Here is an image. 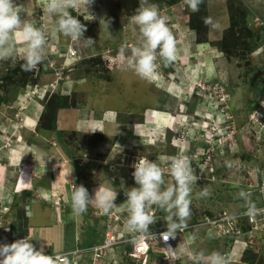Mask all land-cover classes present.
I'll return each instance as SVG.
<instances>
[{"label":"rangeland","instance_id":"obj_1","mask_svg":"<svg viewBox=\"0 0 264 264\" xmlns=\"http://www.w3.org/2000/svg\"><path fill=\"white\" fill-rule=\"evenodd\" d=\"M27 1L17 0V3H21L25 9L21 13L22 20L32 22L38 28L52 29L49 26L51 17L46 11H43L46 5L41 6V13L34 9L33 6H37V4H34L33 0L28 1L29 4L26 3ZM160 1L162 2V0H149V3L159 6ZM164 1L173 3V0ZM181 1L184 4V0ZM236 1L239 3H236ZM261 1L263 2L259 6L254 3V0H243L244 4L240 0L229 2L216 0L207 4L206 12L202 15L210 16L218 21L221 26L220 30H212L207 27L202 32L204 37H201V40H206V42H201L202 44L197 47V50L190 58L189 65L186 67L178 64L174 65L178 72L170 74L169 77V80L173 82L170 87V93L171 91L172 93L175 92L176 84L181 88L186 86L185 84H190V87L193 88L190 89V94L189 92V95L185 94V101L181 102L183 97L175 100L166 91H152L154 95L158 94L159 103L156 107L171 112L165 115L163 122L167 123L171 115H174L173 119L177 117L175 119L176 122L173 123L174 131L165 130L166 134H163V138L161 136L157 137L164 130L161 129V126L158 125V129L153 124L152 129L146 132L149 136L141 137L140 142L142 145L137 148L135 147L136 145L132 146L131 142H129L127 148L121 150L114 148L112 145L107 147L103 145V137L94 134L93 131L80 134V125L77 124L76 120L78 116L81 118L90 117L88 116L87 103L95 105V102H97L96 98L99 95L101 96L98 101L104 100L102 94L98 91L105 83L114 89L126 86L127 90H130L132 94L133 104H145L144 102L150 101V94L148 93L145 96V89L148 88L149 82L140 77H132L130 74H135V72L125 65L120 54L122 46L127 45L130 49L140 39L138 31L134 32L133 25L130 23V17L135 12L130 13L129 10H134L133 8L126 10L115 5L114 10H112L115 13L112 12V17L109 18L108 22H111L108 28L105 26V22L95 23L91 27L86 25L87 31L84 32V36L91 37L95 41L90 47L85 46L82 42H73L56 32H50L48 42L53 40L51 38H54V40H60V43H68L72 47L70 48L68 45H64L66 47L62 46V51L66 52L61 53H53L54 51L47 49V56L43 63L38 65L34 71L24 70L27 73L26 75L21 72L22 59L0 61V176L8 174L10 180L13 181L15 190L20 189L19 186H22L21 184L23 183L27 184V175L25 178L23 177V168L14 171L13 169L20 165L23 167L25 165L28 169L30 164L34 163L31 161L33 157H25V151H29L27 146L31 142L32 144L33 142L42 143V137L40 138V134L38 135L37 128H39V117L43 105L53 93L66 94L71 100L77 101V107H79L80 112L78 113L74 107L58 111L57 120H59V124L62 127L59 130L64 134L62 139L65 145L68 148L71 147L75 154L88 153V155L79 158V168H83L85 163L102 164V168L93 173L94 178L88 180L87 187L91 186L89 185L90 183L100 184L102 181L105 183L108 177L109 183L108 185L106 183L107 187H112L116 190H118V187L115 186L118 185H121V188L136 186L132 177V172L134 171L132 165L141 158L152 160L163 169L165 186L172 179L168 175V168H165V166H168L167 162L170 157L179 154L188 157L190 155L193 156L194 152H196V155L202 156L201 162L207 161L204 170L201 169L200 164H197V161H192L195 174L196 172L200 174L202 171L204 177L192 185L191 215L187 221V227L184 228L182 233L186 234L187 231L192 237L191 241H188L190 243L195 242L193 235H196V232L194 230L192 233L191 229H188L189 225L200 221L205 214L213 216L220 212L221 209L228 212L234 211L239 204H244V201L238 198L239 189L244 184L258 183V170L264 166V116L258 118V122H251L248 119L252 109L257 108L260 100H264V50L262 48L259 49V47L264 45L263 30L253 28L251 25L253 14L263 17L261 20L264 21V0ZM137 3L140 4V0H137ZM237 4L241 5L247 12V26L253 32V36L250 38L253 49L251 48L250 53L244 50L234 52L227 59L220 50V45L227 38L232 24L230 13ZM26 6L28 7L27 11ZM177 8L178 10H172L177 17L181 16L182 18L183 16L185 18V14L190 16L195 13H189L190 10H188V13H182L183 11L180 7ZM158 10L160 11V9ZM162 15L166 14L163 13ZM76 16L80 18L81 15ZM186 22L185 24L187 25L188 19ZM169 23L171 21L169 22L168 20ZM171 31L176 37L178 32ZM257 37H259L258 41L256 40ZM98 38L104 41L105 44L99 41ZM23 50L24 46L18 43V56L23 53ZM209 50L214 55V64H207L203 61L199 63L198 57L209 52ZM217 59L219 60L217 61ZM157 64L158 68L154 74L157 75L158 72V80L162 83L170 72L163 73L159 63ZM214 67L215 71L212 72ZM169 69L171 71L174 68L172 66ZM218 84H222L226 88L229 95L227 104L220 105L216 102L219 95V92H217L219 91ZM115 95L121 100H125L119 96L118 91H115ZM188 100L189 102L186 104ZM108 101L110 102V100ZM254 102L255 104H253ZM99 103L101 104L100 106H103V103ZM121 103L128 105L126 100ZM250 104H253L252 108ZM95 107L98 106L96 105ZM32 108L35 110V116H32L34 114L30 115L33 111ZM178 110H182V112ZM72 120H76L73 127L70 126ZM155 128L159 130L156 133H154ZM81 131L85 132L83 129ZM105 143L110 142L107 141ZM188 146L189 153L184 152ZM108 148L109 152L107 151ZM12 160L14 164L11 163ZM20 161H22L21 164ZM226 161H231L233 167L228 168ZM84 169L87 174L92 170L89 165H86ZM31 171L28 173H32ZM17 175L21 176L19 182L15 181ZM114 182L115 185L112 186L111 183ZM81 184L82 182L79 183V185ZM202 189H208L210 194L207 197L200 198L198 194ZM252 194L251 196H254V193ZM25 198L26 194L23 195V200ZM1 205L0 203V211L3 210ZM3 205L5 206V204ZM8 208H10L11 212L17 213L18 211L15 202L12 206L9 205ZM91 208L95 207L91 206ZM151 209H149V213H154L155 217H157L152 225H166L162 218L166 213L156 206H152ZM105 216L108 217V224H116L117 227L126 230L125 215L113 209ZM114 217L119 219L114 222ZM108 224L106 227L103 225L104 231ZM198 229H196L198 239L201 242L196 245H199L200 249L204 251L208 244L205 243V238L202 236L204 234L203 230ZM12 231L0 229V238L5 232L14 233ZM126 233L128 234L127 231ZM182 233L179 232L178 234ZM262 234L264 233L262 232ZM262 234L254 237L253 243H255V246L247 249L242 255L244 260L253 256V261L250 264L264 263V237H262ZM0 243H2L1 240ZM200 249L197 248V251L200 252ZM197 251L195 253H198ZM218 251L223 253V250ZM53 252L49 251L48 254L61 253ZM224 253L227 254L228 251L226 250ZM105 258L106 255L100 259L101 264H104ZM83 259L84 255L81 254L77 259V264H90L91 254L88 255L86 261ZM105 260V264H117L119 261L116 258H106ZM67 261L71 262L72 258ZM243 264L246 263L243 262Z\"/></svg>","mask_w":264,"mask_h":264},{"label":"crops","instance_id":"obj_2","mask_svg":"<svg viewBox=\"0 0 264 264\" xmlns=\"http://www.w3.org/2000/svg\"><path fill=\"white\" fill-rule=\"evenodd\" d=\"M28 1L26 2L27 4H29ZM33 1L34 4H37V6H33L34 9L37 12L42 13L41 6L46 5L47 0ZM115 1L116 0H93L91 8L82 10L84 12L83 15H81L80 18H77L79 20L81 19V23H84L85 25H87V27H91L95 23H104L105 20L109 21V18L112 17V12L115 13L114 11H112L115 7ZM213 1L216 0H206L207 4L211 2L213 3ZM262 2L263 1L261 0H254V3L258 4L257 6H259ZM247 5L250 6L249 4ZM156 6L158 9H160L161 14L165 13L168 17L169 22L171 21V23L168 24L170 30L175 31L176 33L178 32L175 37L177 42V58L173 63L169 64V67L173 66L174 69L171 71H169L170 69L165 71L163 63L159 59L157 60V63H159L162 72L170 73L166 75L167 77L166 79L164 78V81L162 83L158 80V72L157 75L153 74L152 82H149L147 85L149 89H145V96H147V94L149 93L150 101L144 102L145 104H133L131 99L132 94L130 90H127L126 86L124 88L119 87L118 89H114L112 87H109L107 83L103 84V86L99 88L100 91L98 92L102 94L104 100L98 101V98L101 96L99 95L98 98H96L97 102H95V105L87 103L88 116L90 117L81 118L80 116H78L76 119L77 124L80 125L79 129L85 130V132L79 130L80 134L90 133L91 131L95 130L93 131L94 134L101 135L104 139L103 145H106L107 147H109V145H112L114 148L121 150L127 148L129 142H131V145H136L135 147L137 148L138 146L142 145L140 142L141 137L149 136V134L146 132L152 129L153 124H155L158 129L159 126H161V129L164 130L161 131V133H159L157 137L161 136L163 138V134H166L167 130L174 131L173 123L176 122L175 119L177 117L173 119L174 115H171V118H169L167 123L163 122L165 115L171 112L156 107L159 103L157 99L158 94L154 95L152 91H166V93L175 100L183 97V100L181 99V102H184L185 94L189 95L190 89H193L190 87V84H185L186 86L182 88L176 84L175 92L172 93L171 91L170 93V87L173 85V82L169 80V77L170 74L176 73V71L178 72L174 65L178 64L185 67L189 65L190 58L197 50V47L202 43L196 42L195 32L187 26L188 24H185L187 23L186 21L189 15L185 14V18H183V16L181 18V16L177 17L172 12V10H178L177 7L180 6L178 3L175 4L162 0V2L159 3V6ZM27 9L28 7L26 6V11ZM89 11L90 14L95 17V19L85 20L84 17L88 16ZM185 12L188 13V11L186 10L182 13ZM191 12L192 11H190L189 13ZM72 14L75 16L77 15L75 12H73ZM50 17L51 19L49 21V26L50 28H53L55 25V20L57 18L53 16ZM27 19L29 20L28 16ZM51 39L53 40H49V46L47 47V49L54 51L53 53L66 52L62 51V46H69L68 43H60V40H54V38ZM98 40L102 41L100 38H98ZM69 47L71 48L72 46L70 45ZM211 53V50H209V52H206L204 55L202 54L201 56H199L198 62L200 63L201 61H203L207 64H214V55H212ZM218 60L219 59H217V61ZM214 71L215 67L213 68L212 72ZM126 73L129 74L128 72ZM130 75L134 78L139 77L136 74ZM115 91H118L119 96L126 100L128 104L127 106L121 103L125 102V100H121L119 97H117L115 95ZM108 100H110V102ZM99 102L103 103V106H100L101 104ZM188 102L189 100L186 102V104ZM96 105L98 107H95ZM251 105L252 104H250V107ZM74 108H76V111L78 113L80 112L79 107L76 106ZM33 109L34 108H32V110ZM178 111L182 112V110ZM34 112L35 110H33L30 115L34 114ZM35 115L36 114L32 116ZM76 120H72L70 124L71 127L75 126ZM56 125L58 130L62 129L59 124V120H56ZM100 130H102L103 132ZM37 131L38 135L40 134V138L42 137V143L33 142L32 144L31 142V144L27 146L29 147V151H25V157H33V160L31 161L34 163L30 164L31 169L28 168L32 170V173H28L30 170L28 171L24 163V167L20 165L14 167L13 169L14 171L23 168L24 174H22L24 178L27 175V184L23 183L21 184L22 186H19L20 189L15 190L13 181L10 180L8 174H3L2 176H0V203L2 204L1 209H3L0 211V229L13 230L14 234L16 233V235H25L27 236V238H32L31 243H33L37 248L43 245L44 250L47 253L49 251L58 253L75 248H89L93 245L99 244L104 237L103 225L106 227V225L109 223L108 217L100 213L98 210L96 211V208H91L92 205H89L87 211L83 214L74 213L71 207L72 190L70 189L69 184L73 182L74 184L79 185V183L82 182L81 185H83L90 194H92L94 189H96L98 186L107 187L109 183V177L107 178V181L105 183L103 181H100V184L90 183L89 185L91 186L87 187V182H89L88 180L94 178L93 173L101 169L102 164L85 163L83 164V168H79V158H81V156L84 157L85 155H88V153H84L81 155L75 154L71 147H61L54 133L44 130H38V128ZM158 131L159 130H156L155 128L154 133ZM107 141H109L110 143H105ZM107 151L109 152V148ZM184 152L189 153V146L185 149ZM11 163H13V160L11 161ZM21 163L22 161H20V164ZM86 165H89L92 168V170L88 174L84 169ZM20 177L19 175H17V179L15 181L19 182ZM119 182L121 183V181ZM248 184H253V182ZM248 184L244 185L247 186ZM111 185L114 186L115 182L111 183ZM115 187H118V191L122 189L121 185ZM121 192L122 191L119 192L118 198L116 200L117 205L125 199L123 192ZM25 194L26 198L25 200H23V195ZM56 198L60 200V205L57 208L53 204ZM251 199L252 201L257 200V198L255 197H251ZM14 202L16 203L18 208L17 213L11 212L9 210L10 208H8V206H12ZM3 204H5V206ZM243 205V203L239 204L238 208L236 209H243ZM113 209L119 213V211H117L115 208ZM151 211L153 210L151 209ZM194 236L195 234L193 235V237ZM203 238H205V236ZM190 239H192V237H190ZM188 240V235L184 233L182 235H176V237L174 238L176 252L181 255L178 264H193L192 254L197 251V248L200 249V246L196 245L197 243L201 242L200 239L197 238L195 242L191 243ZM230 245V238L228 239L227 237L223 236L218 238L217 240H212V245L208 244V247L204 250V252L211 253L212 251L223 250L224 253V251L229 250ZM129 247L130 246L128 243L118 245L109 250V252L106 254V258H116L117 260H119L117 264H131V260L126 256V251L129 250ZM200 251L203 250L200 249ZM88 255H85L83 260L86 261ZM232 255L235 262H230V264H243V262L246 264H250L253 261V256L247 258V260H244V258L242 259L243 252L241 250L240 244H237ZM105 259L104 264L106 261Z\"/></svg>","mask_w":264,"mask_h":264},{"label":"clouds","instance_id":"obj_3","mask_svg":"<svg viewBox=\"0 0 264 264\" xmlns=\"http://www.w3.org/2000/svg\"><path fill=\"white\" fill-rule=\"evenodd\" d=\"M203 2L204 0H184V8L181 0L173 3H178L182 11L190 10L193 13L199 11V6ZM92 3L93 0H47L43 11L57 19L52 29H44L36 27L32 22L22 20L21 13L25 9L21 3H17V0H0V61L22 59L23 62L20 65L22 70L34 71L47 56L50 32L61 34L73 42H82L85 46H92L95 41L91 37L84 36V32L87 31L86 25L72 14L75 12L77 15H83L82 10L90 9ZM242 3L244 4V2ZM84 18L85 20L95 19L90 11L88 16ZM130 23L133 25V31H138L140 39L130 49L127 45L122 46L120 49L121 57L125 65L132 69L137 76L147 82H152L153 74L158 68V59L165 65L176 60V38L168 27V17L162 15L157 6L150 4L149 0H140L139 7L130 17ZM203 23L212 30H220L221 27L219 22L210 16L205 17ZM105 26L109 27V22L106 20ZM18 43L24 46L23 53L19 56L17 54ZM216 102L220 105L227 104V101L224 103ZM167 163L168 175L172 179L167 182L166 186L163 169L156 162L147 158L136 160L132 165L134 169L132 177L136 185L134 187H122L118 191L112 187L98 186L90 194L83 185L73 183L71 193L73 212L83 214L89 205H92L102 214L107 215L115 208L126 216L125 229L128 233L156 236L149 230V226L157 219L154 213H149V209L156 206L166 213L162 217L166 222V231L160 234V238L167 242L170 238L174 239L176 235H182L183 233H177L187 227V221L191 215L192 185L196 183L199 176L195 174L192 161L186 155L172 156ZM226 166L231 168L233 164L231 161H226ZM255 184L256 182L247 186L242 185L238 191V198L244 201V209L234 210L237 212L244 210L241 215L250 219L264 214V208L257 207L261 205L262 199L254 200V202L251 199V197L258 198L255 194L251 196L252 193L257 192V188L251 186ZM120 191L123 192L125 199L117 205L116 200ZM209 194L208 189H202L198 196L204 198ZM204 216L213 218L215 215L206 214ZM239 225L244 233L233 234L220 227L206 231L205 227H200L198 230H203L204 236L211 234L215 240L225 236L230 238L231 245L227 254H222L219 251L193 253V264H230V262H235L232 254L237 244L241 245L243 254L247 249L253 248L255 246L254 237L260 236L262 233L252 234L249 238L246 232L247 224L240 219ZM194 230L196 235L193 238L196 240L198 238L197 230L191 229V232L193 233ZM262 235L264 237V234ZM31 239L24 237L11 243H0V264H58L57 259L49 255L44 250L43 245L37 248L31 243ZM167 248L171 255L166 256V259L173 264V261L178 257L174 248L171 246ZM109 250L106 251V254ZM65 264H67L66 260Z\"/></svg>","mask_w":264,"mask_h":264},{"label":"built area","instance_id":"obj_4","mask_svg":"<svg viewBox=\"0 0 264 264\" xmlns=\"http://www.w3.org/2000/svg\"><path fill=\"white\" fill-rule=\"evenodd\" d=\"M243 2V0H242ZM183 8L185 4H182ZM253 18H251V25L253 28L262 29V34L264 36V21L261 20L262 18L256 14H253ZM264 50V45L259 47V49ZM264 59V54H263ZM219 87V95L217 101L220 103H224L229 100V95L226 91L225 86L218 84ZM260 115V116H259ZM261 116H264V100H260L258 103L257 108L252 109L250 114L248 115V119L251 122H258ZM188 156L191 161H197V164L201 165V169L204 170L206 168L207 161L201 162L196 160V153ZM168 166H165V168ZM200 168V167H199ZM258 170V169H257ZM259 171V180L258 183L255 185H251L257 188L258 193L261 196L262 203L261 205L257 206L258 208H264V166L258 170ZM199 176L200 180L204 177L203 172L201 171L200 174L196 172ZM206 177V176H205ZM71 190H73V182L69 184ZM249 192V190H247ZM54 206L57 208L60 205V200L56 198L53 202ZM244 211V210H243ZM243 211H231L228 212L227 210H221L218 212L213 218L209 216H204L203 219L196 222L195 224L189 225L188 229H197L200 227H205L206 231L214 228H221L226 232H230L233 234H240L244 233L241 231V224L239 225V220L242 219L248 226L247 233L248 237L250 238L252 234L256 233H264V214L258 215L255 218H249L247 216L241 215ZM119 218L114 217L113 220L116 222ZM240 226V227H239ZM150 232L155 234L141 236L139 234H130L126 233V230L117 227L116 224H108L104 238L101 243L93 245L89 248H75L70 249L66 252H61L58 254H49L54 256L57 259L58 264L65 263L69 258H72L71 262L67 261V264H77L78 257L83 255L91 254V263L90 264H101L100 259L106 255V251L111 249L113 246H118L124 243L129 244V250L126 251V256L132 261V264H171V262L166 259V256H170V250L167 248L171 246L174 248V251L177 255V259L173 261V264H178L181 255L176 252L174 239L170 238L167 242L160 238V234L166 231V225H150L149 226ZM184 230V229H183ZM180 231V233L183 232ZM13 232V231H12ZM179 233V232H178ZM177 233V234H178ZM27 238L26 236L16 235L14 233L5 232L2 234V238L0 240L2 243H11L12 241L20 238ZM264 264V263H263Z\"/></svg>","mask_w":264,"mask_h":264},{"label":"trees","instance_id":"obj_5","mask_svg":"<svg viewBox=\"0 0 264 264\" xmlns=\"http://www.w3.org/2000/svg\"><path fill=\"white\" fill-rule=\"evenodd\" d=\"M175 1L177 0H173V2ZM226 1L229 2L232 0H226ZM236 3L239 2L236 1ZM115 5L117 7H122L126 10L133 8L134 10H129L130 13L135 12L136 9L139 7L137 0H116ZM206 7H207V2L206 0H204V2L201 3L199 6L200 14L199 12L198 13L195 12L188 17V27L196 33L197 43L206 42V40H201V37L202 36L204 37L202 32L205 31L207 28L203 23V19L207 16L202 15L204 12H206ZM230 16H231L230 18L232 19L230 30L227 34V38H225L220 45V50L225 54L227 59L231 56L232 53L238 52L240 50H244L250 53L252 48L250 43V38L253 36L252 30H250L251 28L249 29V27L247 26V21H248L247 12L244 10L243 7H241V5L237 4V6L233 7ZM258 39L259 37H257L256 40L258 41ZM168 69H169V65L164 64V70L167 71ZM21 72L24 75L27 74L22 69ZM253 104H255V102ZM253 104L251 105V108ZM77 105H78L77 101L71 100L68 97V95L53 93L50 96V98L47 100V102L43 105V109L39 117L40 124L38 126L39 127L38 130H44L54 133L60 145L66 148L67 145H65L64 140L62 139L64 134L61 130L57 129V125H56L57 113L60 109L76 107ZM196 158H197L196 160L199 161L203 159L201 155H196ZM255 195L258 196L257 199L261 200L258 191L255 193ZM208 213L210 212L208 211ZM186 234L188 235L189 240L191 241L190 234L187 231Z\"/></svg>","mask_w":264,"mask_h":264},{"label":"water","instance_id":"obj_6","mask_svg":"<svg viewBox=\"0 0 264 264\" xmlns=\"http://www.w3.org/2000/svg\"><path fill=\"white\" fill-rule=\"evenodd\" d=\"M213 239H214V236H213V235H211V234H206L204 240H205V242H207L208 244H211Z\"/></svg>","mask_w":264,"mask_h":264}]
</instances>
